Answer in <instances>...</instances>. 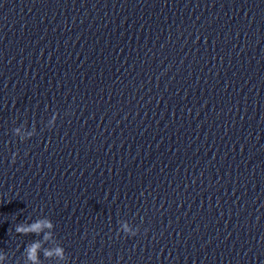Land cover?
I'll return each mask as SVG.
<instances>
[{
  "label": "clouds",
  "instance_id": "9594fccd",
  "mask_svg": "<svg viewBox=\"0 0 264 264\" xmlns=\"http://www.w3.org/2000/svg\"><path fill=\"white\" fill-rule=\"evenodd\" d=\"M57 119V114H53L51 119L47 122V127L52 128L55 126V122ZM22 129L24 134H22ZM14 134L19 137L21 141L26 139H30L32 136L36 135V128L33 125L31 130H27L25 125H21L13 129ZM17 154H13L12 162H15ZM120 229L119 231L130 235L135 236L139 229L130 227V224L127 221H120ZM55 225L51 221V219L47 217L37 218L31 223L22 222L18 223L15 226V232L21 235H29L34 234L41 239H36L29 242L22 253L24 260L23 264H43L41 259V254L44 259L49 261L55 259L60 262V264H67L68 256L66 254L65 248L61 246V244L57 241L54 235ZM49 245V246H45ZM8 259L6 253L0 252V264H4V261Z\"/></svg>",
  "mask_w": 264,
  "mask_h": 264
}]
</instances>
